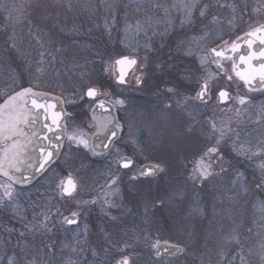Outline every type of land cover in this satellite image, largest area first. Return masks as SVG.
I'll return each instance as SVG.
<instances>
[{"label": "rangeland", "instance_id": "rangeland-1", "mask_svg": "<svg viewBox=\"0 0 264 264\" xmlns=\"http://www.w3.org/2000/svg\"><path fill=\"white\" fill-rule=\"evenodd\" d=\"M55 1H60L62 4H55ZM129 1L133 3L134 1H141L142 7L140 8L144 9L137 12L136 8L138 6L134 5V10L132 12H124L123 26L126 22L135 25L137 20L144 21L151 15L153 20L160 19L162 21L160 27L161 29L163 28V21L165 19L163 8L147 10L148 4H146L144 0ZM177 1L179 2L180 0ZM220 1L226 2L227 0ZM32 2L35 4L33 9L28 7ZM106 2L108 4L113 3L111 0H106ZM245 2L247 6L246 10L248 9V11L243 13V15L241 9L235 10V12H224L221 16H218L211 11V7H209L208 15L205 18H200L198 12H193L195 22H198L199 19V26H203V29L199 32L198 30H189L195 28L193 26L195 23L191 26L185 25L181 28L179 22L183 18V12L173 7V4L177 3L171 2V0H153V3H160L167 7L170 12L169 18L172 20L177 16L178 22L174 23L172 20L174 23L173 29L169 31L164 40L166 47L157 54L150 55V59L169 58L171 55L172 58L186 59L187 61L149 60V67L143 69L145 73V83L140 88H137L134 80L131 85L124 89L123 96L127 98L128 104L126 106L127 113L125 111L122 112L125 120L127 119L128 113L137 116V118L140 116L144 117V121L140 124L139 128L133 129V135L139 137L141 142L146 145L148 149L147 157L149 159H152L153 162L161 160L166 162L168 166L167 175H162L152 181L141 180L130 182L129 176L120 171L121 181L119 183V191L121 195L117 202H122L123 206L121 208H111L108 210L111 215L119 217L118 221L113 222L101 211V206L105 198L115 199L107 196V173H103L94 168L89 169L87 165L86 168L84 166L86 162L80 161L83 156L80 157L77 155L80 152L75 150L74 145L70 149L67 141L60 158L56 160L49 170L40 178L41 183H45L46 187L51 190L50 185L54 184L58 176L63 177L71 171L80 181V188L76 200L96 199L97 203L81 207L78 225H61L58 222L60 218L57 216L58 221H56L58 223L53 227L52 231L48 233V236L41 239L40 243L39 241H33L28 238L29 234L25 237L16 236L17 239L15 240L13 238L10 239L7 232L6 235L0 233V264H7L8 258L13 256L17 260H22L25 255L28 259L34 258L37 264H57V262H59V264H66L69 258L79 260L81 264H83L86 259L88 264H92L93 257L89 250L94 247L99 250L101 245L106 244L104 240L105 232L110 233L112 240L117 244L127 242L132 245L128 251L135 253L137 264L151 263L152 257L149 253L153 251L150 245L156 240L160 241L161 239L187 244V250L183 258L181 257L182 255L171 258L165 256L163 258V264H168L169 260H171V264H182L185 259H187L186 261L189 260L191 264H202V262H205V264H230V262L231 264H239L237 252L240 251V248L235 241H231L230 239L233 229H236V234L243 244V252L245 255L249 248L255 250L258 247L259 243L264 240V227L261 226L264 224V202L259 198V195L254 202L249 205L248 201L247 205H243L239 200L247 195H244L246 190L252 191L247 186L248 180L245 183L243 179H246V174L249 172H256L257 176H259L258 166L261 160L259 158L249 160L241 157L243 161L242 167L239 166L237 169L234 167L236 170H232L231 167H229L231 162L230 152L234 156H237L232 147L236 137L229 133L220 144L225 171L217 175L212 183L207 186L208 192L204 197L206 203L200 199L203 198L202 196L199 197L201 192H198V189L194 188L192 183L187 181V175L192 169L194 162L206 148L215 144V138L210 137L208 134L211 121H215L218 126L221 123L225 125L230 124L233 130L239 134V130L242 131L244 133V136H242L244 139L241 136L239 137L242 143L249 139V132L247 130L249 128V122L259 119V110L264 106V91L250 92L243 87V82L236 78L235 73L231 71L232 61L229 60L223 63L225 68L235 79V83L231 84L229 90L233 92L234 97L237 95L247 96V105H240L237 100H232L227 104H220L216 101L215 94H213L212 99L207 105L198 101H190L187 111L192 113L196 122L195 133L190 138L176 136L170 125L166 132L163 131L161 126H153L151 128L145 126L149 119L157 121L160 109L163 108L164 103L168 101V95L165 93L167 87H173L179 83L181 85L179 89L181 93L194 96L197 88L196 78L203 74L200 69L198 55L196 54L200 52L201 47L205 49L210 48L221 43L222 40H228L230 44L233 39L250 30L251 26L264 22V0H245ZM0 3L14 4L17 8L21 9L23 13L22 23L24 24L22 27V23H18L20 24V28L18 26L13 27L12 32L9 34V36L15 35L19 51L13 49L9 52L10 55H5V51L7 50L4 51L0 49V82L4 83V81H8L7 83H10L4 86V88L0 84V96L3 97L0 102L10 93L25 86H32L36 89H44L55 93L60 92L57 93L60 95L61 92H63L66 98L71 95L73 89H77V95H79L93 82H99L105 85L114 83L111 77V69L108 73L103 71L100 57H103L104 61L111 62L122 54L131 53V49L125 48L121 43V40L124 38L123 28L117 27L113 29L111 38L108 42L112 46V40L114 41V46L111 48V51L106 52L102 48V52L96 49L95 53L93 49L86 52L87 48L92 47L88 41L82 42L79 40L81 46L74 44L73 34L75 31H77V34H81L80 32H86L87 28L89 29L91 26H98L101 23L104 25V19L106 17L111 19V14L110 16L108 15L109 11L101 6L102 0H99V2H93V0H86L84 2H80V0H0ZM43 3L45 5L47 4L45 9L43 8ZM96 3L100 6L98 10ZM37 4L41 5V7L36 10ZM69 5H71V7H69ZM88 8H91L95 13L100 12V14L98 13L96 15L92 11L93 17H95L93 19L96 20L97 16H100L99 21H101V23L96 20L98 22L97 24L85 27L83 29L84 31H78L79 27L86 24V15L90 13V9ZM84 9H87V12H84ZM213 15L219 18V22L216 24L210 23ZM233 16H235V22L230 26L227 22L229 19H232ZM2 21H4V26L11 24L6 21L3 16H0V22ZM29 21H31L32 29L36 31V36L41 37L45 42L53 40L49 30H51V32L60 33L58 36L55 35L53 40L55 47H63L65 49L62 54H57L56 67L59 70V75L49 70L43 76H40L37 81L36 76L38 74L35 73V67L36 61L39 59L38 52L40 51V46L38 43H29L30 40L24 39L25 36L30 35ZM222 21H224L225 24L222 23ZM205 26H207V31L210 34L205 40H200L199 38L205 33ZM183 30H185V32ZM149 34L151 33L149 32ZM137 39L139 40V50L142 56L146 37L141 33ZM180 41L185 42V47L188 43L192 44V48L194 49L193 55H185L182 49L177 48V44ZM153 42L158 46L160 42L159 37L153 38ZM7 45L8 43L6 41H0V47H6ZM82 51L84 53H81ZM61 55L65 58L63 64L60 63ZM29 61L32 62L31 65H29ZM154 62H163L166 65L171 64L172 68L163 72L154 70ZM73 63L79 64L81 67L73 70L71 67ZM188 70L193 72V78L182 80V74L186 73ZM207 70L212 73L218 72L211 64L207 65ZM81 73H84L83 77ZM37 83H39V87H35ZM218 83L222 87H227L231 82L219 80ZM53 90H57V92ZM154 90L155 92H153ZM111 91L117 92L118 90L113 88ZM213 92L215 93V89H213ZM260 93H263V95L259 96L258 94ZM252 95L258 96L253 100L250 99ZM253 102L255 103L254 109L250 108V105L254 104ZM68 107H71L73 111L80 115V123L75 124L72 121L69 132L73 128H79L87 133L86 128H88V134L90 136L93 128L90 126L91 123L89 122L87 114L90 108L89 102L87 100L79 101L77 104H68ZM237 109L240 113L239 117H237ZM83 112L87 115L84 116ZM185 118L187 119V116H185ZM86 122L88 123L87 125L85 124ZM260 126L261 125H258V127ZM160 135L164 136L162 143L159 140ZM260 135L261 134L256 137L258 138ZM154 136L157 138L153 139ZM123 138L124 142L130 144V135L128 131ZM257 138L252 137L250 139L255 142ZM226 140H228L227 146H225ZM132 152L134 156L140 157V154L134 146L132 147ZM108 160L111 161L112 156H110ZM102 163L104 167L106 162ZM109 163H106L108 167ZM246 163L248 167L244 166ZM214 166L219 173L220 169L216 162H214ZM112 170L116 171L114 164L112 165ZM230 172H232V174L229 177L227 174ZM238 174H241L239 178ZM225 175L228 176V179L224 177ZM220 179L221 181H219ZM179 183H182L181 186ZM6 184H11L12 188L20 193L17 197V202L23 214L30 213L29 209L28 211L26 210L27 208L32 209L34 206L37 208L38 202L29 206L31 199L29 196L32 194L33 190L17 187L15 184L0 177V185ZM177 187L184 191L186 194L185 198H188L184 199V202H187L186 208L183 209L182 204L179 205L182 210L179 215L173 211L170 213L169 209L161 210L152 208V201L156 197L171 195ZM0 192H2V189H0ZM54 196L55 193L52 190L49 191L47 202L43 205L41 203V207L51 208L53 213L59 209L60 213L63 215H68L72 211L77 210L78 206L76 200H60L59 197L49 200V197ZM190 196H192L191 199ZM207 196L209 199H207ZM229 197H234L235 200L229 199ZM194 202H198L200 207L204 210L203 216L195 213L189 215L194 206ZM175 205L174 202L173 208H175ZM237 206L241 209L238 210L236 208ZM41 207L39 208L40 210ZM145 207L149 209L148 212H145ZM6 209L9 210L7 212L8 214L12 212L10 208ZM152 214L153 219H151V227L153 224V228H151L147 222V217L152 216ZM167 218H169V221ZM25 220L22 221L17 217V223L19 222V226L21 225L22 228L24 227ZM196 220L198 221V230H196L198 231L197 236L200 238H196L195 235V238L190 241L188 232H196L194 230L196 229ZM10 222V219L0 218V226L4 225L6 231L14 228ZM85 225L87 226V233L84 231ZM249 228L252 229L251 232H249ZM20 231L22 230L18 229V232ZM77 232H79V236H76ZM56 235L61 236V242L55 243L57 239H54V241L52 240ZM145 236L148 237L147 240L144 239ZM136 237H139V239ZM25 238L28 239L24 241ZM77 240H79V244H77ZM49 242L55 244V251L52 253L44 247V243ZM74 247L77 248L78 251L79 248L82 247L84 250L83 253H73L72 248ZM21 249H24V252H22ZM221 253H224L223 257L220 255ZM146 254L150 255L149 261ZM101 255H103V253H101ZM116 255H118V253L116 249L113 248L106 259L111 260L112 257ZM248 259H251L254 264H257V257L252 256L248 257ZM156 264H160V262L156 261Z\"/></svg>", "mask_w": 264, "mask_h": 264}, {"label": "snow or ice", "instance_id": "snow-or-ice-1", "mask_svg": "<svg viewBox=\"0 0 264 264\" xmlns=\"http://www.w3.org/2000/svg\"><path fill=\"white\" fill-rule=\"evenodd\" d=\"M199 0H187L183 2L181 0L178 4H173L174 8L183 12V18L180 20V26L183 28L185 25L191 26L195 23L193 17V11L197 10L200 18H205L208 15L209 5L204 4L202 7L197 8ZM102 7L108 10L111 14V19H104V30L106 34L111 38L112 31L116 27V6L114 4H108L106 0H102ZM218 6H225L219 5ZM28 7H32L31 4ZM37 8L41 5L37 4ZM71 7V5H69ZM227 7L232 8L235 12V7L233 5H227ZM246 5L242 10V15L246 10ZM163 8L165 19L163 21V28L161 29L160 25L162 21L160 19L153 20V17L149 15L144 21L137 20L135 25L130 23H125L123 28L124 38L121 40V43L125 48L131 49V53L127 55H120L119 58L114 59V61L108 62L104 61L103 57H100L102 61V68L105 73H108L111 69V77L114 83L103 84L99 82H93L89 84L83 92L77 95L78 90L73 89L71 95L61 99L56 97L57 101L60 104H77L79 101L87 100L90 105V110L92 112V120L95 121L94 124H91V127L96 128V132L89 136L88 133L79 128H73L70 132L67 125V118L70 116V113H67L61 108L60 111L53 112L51 115V125L44 123L43 127L47 129L48 132H53L52 125H55L60 129L58 134H55V142L52 141V138L47 135H42L41 139L49 141L50 147L41 145L38 149L33 150V158L36 160L35 163L28 164V168H35L36 173H43L51 167L52 164L56 162L59 158L60 150L63 147L62 137L66 136V139L69 143V148L74 145L76 149H84L87 152H90L93 156L96 155H112V160L109 163V169L107 172V182L106 187L108 189L107 196L113 197L115 199L105 198L103 205L101 206V211L105 213L108 218L116 222L119 220V217L113 216L109 213L111 208H121L122 202H117L120 198L119 183L121 181V172L120 170H126L125 175L129 176L130 182H136L141 180H155L157 177L162 175H167L168 166L165 161H157L150 163L144 166H137L134 156H129L121 152L120 148L116 146V140L119 138L120 133L123 132L125 125L121 123L120 117L116 115L118 111H125L127 113V104L128 100L123 96L124 89L131 83L129 77V71L135 77V85L137 88H140L145 83V73L143 69L149 67L150 55L157 54L160 50L166 47L164 40L169 31L173 29V22L169 18L170 12L169 9L163 6L160 3H153L147 6V10ZM136 11H141V8L138 6ZM0 16H3L6 21L11 24H18L23 22V13L22 10L17 8L14 4L9 3H0ZM126 19V16H125ZM219 22V18L215 15L212 16L210 23L216 24ZM235 22V16L232 19L228 20V24L232 26ZM205 33L201 36L200 40H205L210 34L207 31V26H205ZM149 32L151 34H149ZM143 33L146 37L145 43L143 45V55L140 54V44L137 37ZM258 33H264V22L257 23L251 26V30L246 33L248 37H256ZM29 34L32 33L31 21H29ZM131 36V38H130ZM159 37V45L157 46L153 42V38ZM36 42L40 46V51L38 52L39 59L36 61L35 73L37 81L40 76H43L49 70L55 72L59 75V70L56 67L57 63V54H62L65 49L63 47H55L54 41L49 40L45 42L41 37L36 36ZM260 44L264 45V35L258 37ZM9 45L12 49L19 51L16 44L15 35H11L8 38ZM228 41H221V44H218L216 47L211 48H200V52L196 53L199 58L200 69L203 74L196 78V91L194 96L185 95L180 92L181 85L178 83L176 86L167 87L165 93L168 95V101L164 103L163 108L160 109V113L157 121H152L149 119L145 126H161L163 131H167L168 126L170 125L172 130L175 132V135L178 137L190 138L194 135L196 130V122L192 113L187 111L190 101H200L202 104L207 105L210 101L213 94L217 97L218 103H226L229 100H237L240 105H247L248 97L244 95H237L233 97L230 94L229 89L231 84L235 83V79L232 74L225 68L222 60H232L231 56L225 55V49L228 47ZM253 44L252 40H248V47L251 48ZM239 46L233 42L231 45V51L235 52ZM178 49H182L185 55H193L194 49L192 44L188 43L185 47V42L180 41L177 44ZM171 51V50H170ZM203 53V54H201ZM64 57L61 55L60 63H64ZM171 55L169 60H171ZM258 60V65L253 66L251 61ZM239 61L242 64H248V71H238L237 64L233 60L231 64V71L235 73V77L243 82V87L248 89L250 92L255 91H264V48H259L257 51L250 52L247 55H240ZM29 61V65H31ZM208 64H215L219 69L217 73H212L207 70ZM72 69L75 70L80 68L81 65L73 63L71 65ZM172 68L171 64H165L163 62H154V70L158 71H167ZM136 71H140V75H135ZM84 73H81L83 77ZM193 78V72L188 70L186 73L182 74V80H188ZM219 80H226L231 82L227 87H222L219 85ZM39 87V83L35 85ZM239 87V85H238ZM117 89V92L111 91V89ZM215 89V93L213 92ZM49 93L34 91L33 87L21 88L20 91L15 92L14 95H10L8 100L5 101V104H8L12 101L21 100V103L16 110L15 117L13 118L16 123H25L35 125L40 121L42 113L40 110H43V119L47 121L49 119L48 113L50 109L56 107L55 104H43L38 103L35 97H46ZM25 97H31V107L28 106V100L24 99ZM3 106H0L2 108ZM97 109H101L104 112L108 113L103 119H97L96 112ZM35 110V111H33ZM237 117H239V110H236ZM259 119L256 121L257 124L262 125L260 128L261 135L253 142L251 139H248L246 142L242 143L240 141V134L233 130L230 124L225 125L221 123L219 126L215 121H211L209 124V136L215 138V144L207 147L206 150L199 156V158L194 162L192 169L188 172L187 181L191 182L194 188L204 189L216 178L217 175L225 171L223 163V155L220 151L221 141L225 139L226 136L231 133L232 136H235L236 139L233 142V150L237 156L243 157L245 159L259 158L261 163L259 164V176L256 182V187L258 189H264V106L259 110ZM187 116V119L185 118ZM144 121V117L127 114V119L125 123L128 126V132L130 135V143L134 146L138 153L143 154L146 145L141 142L139 137L133 135V129L139 128L140 124ZM2 131V128H0ZM32 135L35 136L36 132L33 131ZM10 138V137H9ZM157 137H153L156 139ZM159 140L162 143L164 136L160 135ZM16 142H13V148H15ZM99 150V151H98ZM39 153L37 157L36 153ZM20 153L18 151L14 152L11 157H6L8 167L14 169L15 172H20L21 176L15 179V183H30L32 176L24 174L22 169L17 166L14 161H18ZM216 162L219 166L220 172L216 171L214 166ZM115 165L116 171L112 170V165ZM5 161L0 159V173L4 176H7L11 181L13 177L9 174L8 171L4 170ZM238 174V178H239ZM51 190L55 193L54 197H49V200L59 197L60 200H76L78 191L80 188V181L69 171L65 176L57 178L54 184L50 185ZM0 207L10 208L13 214L20 218V220H25V215L21 212L20 206L17 202V197L20 193L16 192L12 188L11 184L0 185ZM185 192L177 187L171 195L158 196L152 201V208L154 209H169L173 212L180 211L179 205L183 203L185 199ZM229 199L235 200L234 197H229ZM175 202L176 207L173 208V203ZM77 210L72 211L69 215H63L60 213L59 209L55 213L52 212L51 208L41 207L40 211L33 212L32 219L24 224V228L27 231H20L19 236L25 237L28 233H41L46 234L52 231L53 227L57 223L55 217H59V223L61 225H78L79 217L81 214V207L94 205L97 203L96 199L92 200H76ZM40 207V206H37ZM148 208L145 207V212H148ZM26 211V210H25ZM193 213L200 216L204 215V210L200 207L198 202H194L189 215ZM51 225V226H50ZM264 227V224L261 225ZM13 231L10 229L9 232ZM87 233V226L85 225L84 229ZM103 231V230H102ZM252 229L249 228V232ZM76 236H79V232L76 233ZM189 240L195 238V232H188ZM75 238V237H74ZM139 239V237H136ZM145 240L148 239L147 236L144 237ZM231 241H235L237 246L240 248V251L237 252L239 258V264H254L251 259L248 257L255 256L257 257V264H264V240H262L258 247L254 250L249 248L247 254L243 252V244L241 243L238 235L236 234V229H233L232 235L230 237ZM104 240L106 244L101 245L99 250L97 248H91L89 251L93 257L92 264H137V257L135 253L129 252L128 249L132 247L127 242L123 244H117L111 238V234L105 232ZM86 242V241H85ZM77 240V244H79ZM44 247L49 250L50 253L55 251L54 243H44ZM154 258L163 264V258L165 256L178 257L185 254L187 250V244L181 243H170L165 241L163 244L159 240H156L150 245ZM115 248L118 255L113 256L111 260L106 259L111 250ZM24 252V249H21ZM83 248H72L73 253H83ZM103 253V255H101ZM222 257L224 253L220 254ZM7 264H37L36 260L28 259L27 256L22 260H17L15 257H9ZM59 264V262H57ZM66 264H81L79 260H74L69 258L66 261ZM83 264H88L87 260ZM168 264H171V260L168 261ZM205 264V262H202ZM231 264V262H230Z\"/></svg>", "mask_w": 264, "mask_h": 264}, {"label": "trees", "instance_id": "trees-1", "mask_svg": "<svg viewBox=\"0 0 264 264\" xmlns=\"http://www.w3.org/2000/svg\"><path fill=\"white\" fill-rule=\"evenodd\" d=\"M84 1H86V0H80V2H84ZM97 1L99 2V0H93V2H97ZM111 1L113 2L112 4H114L116 6V27L117 28H124V26L122 25V22L124 20V17H123V13L124 12H132L134 10V8H133L134 5L139 6V7H142L141 6V4H142L141 1H136V2L134 1V3L132 1H129V0H111ZM172 1L174 3H177V4L181 2V0L179 2L177 0H171V2ZM144 2L146 4H148V6L150 4H153V0H144ZM183 2H187V0H183ZM218 3H219V5H225V6H223V7L218 6ZM245 3H246L245 0H227L226 2H221L220 0H199V3L197 5V8L202 7L203 4H208L211 7V11H213L214 14H216L218 16H221L224 12L233 11L232 8L227 7V5H233L235 7V10H241V9L243 10L244 9V6L243 5H245ZM31 4L34 5V6L30 7L31 9H33L35 7V4L33 2ZM55 4H60L61 5L62 2L55 1ZM46 5L44 4V6H43L44 9H45V6ZM88 9H90V13L88 15H86L87 16L86 24L84 26L79 27L78 28V31H84L83 29L85 27L91 26L92 24H97L98 22L101 23V21H99L100 20V16H97V18H96V20L98 21L97 22L95 19H93V18H95V17H93V13H92L93 10H91V8H88ZM98 9H100L99 4H97V10ZM141 9L143 10L144 8H141ZM36 10H37V7H36ZM247 11H248V9L245 10L244 13L247 12ZM84 12H87V9L86 10L84 9ZM193 12L194 13H197L198 11L197 10H194ZM98 13L100 14V12H96L95 14L97 15ZM108 15L110 16V12H109ZM109 20H110V18H109ZM172 20L174 21V23L175 22H178L177 16H175V18H173ZM26 21H27V19H26ZM222 23L225 24L224 21H222ZM199 25H200V22H199V19H198V22L196 21L195 24L193 25L195 28L194 29H189V30H193V31L198 30L199 32H201V30L203 29V26H199ZM15 26H18L20 28V24H17V25L16 24H9L8 26H4V21L0 22V41L1 42L6 41L8 43V45L6 47L5 46L0 47V49H2L4 51L7 50V51H5L6 52L5 55H10L9 52L11 50H13L10 47V45H9L8 38H9L10 32H12V29ZM21 26L23 27L24 24L22 23ZM183 31L185 32V30H183ZM32 33H33V35H32L33 37L31 35H29L31 38L29 36H25L24 39L25 40H30L29 43H32V42L37 43L36 42V38H35L36 37V31H35V29H32ZM49 33L53 37V40H54V36L55 35L58 36V34H60L58 32L57 33L54 32V31L51 32V30H49ZM80 33L81 34H77V31L74 32V34H73L74 35L73 36L74 44L75 45H80L79 44V40L82 41V42L83 41H88L89 44L92 45V47L87 48L86 52H89L91 49H93V52L95 53V49L98 50V51H100L102 48L107 52V51H111V48L114 46V41L113 40H112V44H113L112 46H111V44L108 43L110 38L106 34L102 23L99 24L98 26H91L89 29L87 28L86 32H84V33L80 32ZM34 38H35V40H34ZM219 41H221V40H219ZM115 42H116V40H115ZM120 45H121V43H120ZM34 51H35V48H34ZM101 52H102V50H101ZM81 53H84V52L82 51ZM7 82L8 81H6V82L4 81V83L3 82H0V84L4 88V86H7L8 84H10V83H7ZM224 87H226V86H224ZM53 91H56L57 92V90H53ZM153 92H155V90ZM57 93H60V92H57ZM61 95L64 96V93L61 92ZM258 95L259 96L260 95H263V93H260ZM258 95H252L250 97V99L255 100L256 99V96H258ZM2 98L3 97L0 96V100ZM254 106H255V103L254 104H251L250 105V108H253L254 109ZM258 125L259 124H257L256 121H253L252 120V121L249 122V128L248 129L246 128L248 130V132H249V134H248L249 135V139L252 138V137L257 138L256 136H258L259 134H261L260 128L262 127V125L260 127H258ZM239 132H240V136L241 137L244 136V133L242 131L239 130ZM242 138L244 139V137H242ZM227 143H228V140H226L225 146H227ZM227 150L230 151L229 149H227ZM230 160H231V162H230L229 167H231L232 170L235 171L237 169V167H239V166L242 167V162L243 161H242L241 157L234 156L230 152ZM244 166H247L248 167V164L246 163V165H244ZM234 167L236 169H234ZM231 174H232V172L228 173L227 175L230 177ZM227 175H225L224 177L228 179V176ZM246 176H247L246 179H243V181L246 183L247 180H248L247 186L252 191H250V190L247 191L246 190V192L244 193V195L245 194H247V195L244 196V197H242L239 200L240 203H242L243 205H247V201H248V205H249L252 202H254V200L258 197V195H259V198H261L263 200V202H264V189H258L255 186L256 185V182H257V179L256 178H258L257 173L256 172H249V173L246 174ZM219 181H221V179ZM226 183H227V181H226ZM181 184L182 183H179L180 186H181ZM187 185H189V184H187ZM23 189H31V190H33L32 194L29 196V197H31L29 206H32L35 202H38V206H40V207L44 203L47 202L48 192L51 191L49 188L46 187V184L45 183H41V179H39L38 181H36L33 185H31L29 187H26V188H23ZM198 192H201L199 194V197L200 196L203 197V198H200V199H202L203 202L206 203L205 202L206 200L204 199V197L207 195L206 193L208 192L207 187L204 188V189H198ZM191 198H192V196H190V199ZM185 199H188V198H185ZM207 199H209L208 196H207ZM41 203H42V205H41ZM184 204H186V205H184ZM40 207H37L36 208L34 206L32 209H30V208H27L26 209L27 211L29 209L30 210V213L29 214H24L25 217H26L25 223H27L26 221H28V220L30 221L32 219L34 210L35 211H40V209H39ZM175 207H176V205H175ZM182 207H183V209L187 207V202L186 201L185 202L183 201ZM236 208L238 210L241 209L239 206H237ZM179 209H180V207H179ZM8 211L9 210H7L6 208L4 209V207H0V218H3V219L5 218L7 220L10 219V221H11L10 224L14 226L13 231L9 232L10 229H8V231H6V229L4 228V225H2V226H0V233L6 235V232H7V234L9 235V238L10 239L13 238V239L16 240L17 239L16 236H19L18 229L19 230H22V231H27V230L24 227L22 228L21 225L19 226V222L17 223V216L14 217L15 215H12L13 214L12 212H9V214H8L7 213ZM171 211L172 210H170V213H171ZM181 211L182 210L180 209V211H178V213L176 212V214L179 215L181 213ZM171 217H172V214H171ZM57 218L58 217H55V219L58 221ZM151 219H153V214H152V216L147 217V222L149 223V226L150 227H151ZM167 220L169 221V218H167ZM195 222H196V229H194V230L196 231V230H198V228H197L198 221L196 220ZM56 224H55V226H56ZM153 226L154 225L152 224V227L151 228H153ZM207 226H208V224H207ZM199 228H200V226H199ZM140 229H142V228H140ZM147 229H148V227H147ZM28 234H29L28 235V238H30L33 241H37V242L39 241V243L41 242V239L42 238H45L46 236H48V233H46L45 235L44 234H41V233H35V234L34 233H28ZM197 234H198V231L195 232L196 238H200V237L197 236ZM28 238H25L24 241H26V239H28ZM54 239H57L55 243L62 241L61 236H58V235H56L55 238H53L52 240L54 241ZM149 254L151 255L152 258H151V263L148 262L147 264H156V261L157 260L154 258L153 252L152 253L150 252ZM149 254H146L147 257H148V261H149V256H150ZM183 256H185V255L183 254L181 257L183 258ZM181 257H179V258H181ZM186 260L187 259H185L183 261L184 263H182V264H191L189 260L188 261H186Z\"/></svg>", "mask_w": 264, "mask_h": 264}, {"label": "water", "instance_id": "water-1", "mask_svg": "<svg viewBox=\"0 0 264 264\" xmlns=\"http://www.w3.org/2000/svg\"><path fill=\"white\" fill-rule=\"evenodd\" d=\"M247 32L239 35L233 41L239 46L235 52L231 51V45L233 42L230 44L229 47H227L225 49V55L231 56L233 58L232 61L234 60L236 62L237 66H238L237 67L238 71H248L249 70L248 64L240 63V61H239L240 55H247L250 52L257 51L259 48H264V45H261L260 41L258 39V37L264 35V33H258L256 37H248V36H246ZM248 40L253 41L251 48L248 47ZM225 41H227V40H225ZM219 44H221V43H219ZM217 45H215L213 47H216ZM117 58H119V57H117ZM224 61H226V60H222V62H224ZM258 63H259L258 60L251 61V64L253 66L258 65ZM213 65L216 67L215 64H213ZM216 69L219 71V69L217 67H216ZM131 76H132V73H131V71H129V77L128 78L130 80H131ZM25 87H30V86H25ZM25 87H21V88H25ZM21 88L12 92L3 101L0 102V106H3L2 108H0V128H2V131H0V159L5 161L4 170L9 172V174L13 177V180L10 181L8 179V177L4 176L2 173H0V176L4 179L8 180L9 182L19 186V187H26V186L33 184L44 173V172L43 173H36L35 175H33V173H35V168H28V164L36 162V160L33 158V155H32L34 149H38V147L41 145L50 147L49 141L41 139L42 135H47L48 137L52 138L53 142H55V134H58L60 132V129L57 128L55 125H52L53 132H48L47 129H45L43 127V124L48 123L49 125H51V119L50 118H51V115L53 112L60 111L61 108H63V110L67 113H69V111L66 109L65 104H60L56 99V97H60L61 99H64L62 96L55 94L53 92H50V91L36 89L33 87L34 91L49 93V95L46 97H35V99L37 100L38 103L55 104L56 107L54 109L49 110V113H48L49 119L47 121H45L43 119V110L41 109L40 112L42 113V115H41L40 121L38 123H36L35 125L25 124V123H16L13 118L15 117L16 110L18 109L19 105L21 103H23V101L17 100V101L9 102L8 104H5V101L8 100V97L10 95H14L15 92L20 91ZM230 94L233 96L231 91H230ZM24 99L28 100V106L31 107V97H25ZM216 99H217V97H216ZM229 101H227V102H229ZM33 111H35V110H33ZM90 113L92 116L91 111H90ZM107 115H108V113L104 112L101 109H97L96 116H97L98 120L103 119ZM116 115H117V113H116ZM33 131L36 132L35 136L32 135ZM120 135H121V133H120ZM65 138H66V136L62 137V143L64 142ZM14 141L16 142L15 148H13V142ZM16 151H18L20 153V155L18 157V161H14V163H16L17 166L22 169L24 174L32 176L30 183H15L14 182L17 177L21 176V173L15 172L14 169L8 167L6 157H11L13 155V153ZM36 155H37V157L39 156L38 151H37ZM150 163H145L142 166L148 165ZM165 241H168L170 243H176V242L166 240V239L161 240L160 242H161V244H163Z\"/></svg>", "mask_w": 264, "mask_h": 264}, {"label": "flooded vegetation", "instance_id": "flooded-vegetation-1", "mask_svg": "<svg viewBox=\"0 0 264 264\" xmlns=\"http://www.w3.org/2000/svg\"><path fill=\"white\" fill-rule=\"evenodd\" d=\"M187 61L186 59H176V58H172L171 60H169V58H157V59H150V61ZM135 75H140V71H136L135 72ZM135 80V77L132 75L131 76V83L133 82ZM131 83L129 84V85H131ZM128 85V86H129ZM127 86V87H128ZM199 102V101H198ZM90 108H89V110H88V119H89V122L91 123V124H94L95 123V121H93L92 120V116H91V113H90ZM69 113H70V116L68 117V121H67V125H68V129L70 130V128H71V126H72V121L75 123V124H78V123H80V115L79 114H77L75 111H73L72 110V108L71 107H69ZM83 114H84V116L85 115H87L86 113H84L83 112ZM117 115H118V117H120V120H121V123H123L124 125H125V127H124V130H123V132H122V134L119 136V138L116 140V146L118 147V148H120V150H121V152H123V153H125V154H127V155H129V156H134L133 155V152H132V147H133V145L130 143H128V142H124V135L127 133V131H128V126H127V124L125 123V119H124V115H123V112L122 111H118L117 112ZM86 125L88 124L87 122L85 123ZM84 125V124H83ZM93 128V131H92V133H91V135L93 134V133H95V131H96V128L95 127H92ZM87 129V133H88V131H89V129L88 128H86ZM91 135H90V137H91ZM67 144V139H65V141H64V143H63V147H62V149H61V153H60V156H61V154H62V151H63V149H64V147H65V145ZM144 144V143H143ZM75 150H77L78 152H80L79 154H77V155H79L80 157L81 156H83V158H81V162H86V164L84 165L86 168H87V166L89 167V169L90 168H94V169H96V170H100L101 172H103V173H107L108 172V169H109V167H108V164H106L107 162L109 163L110 162V160H108V158L110 157V156H112V155H96V156H93L90 152H87L86 150H84V149H76L75 148ZM83 151H84V153H83ZM147 151H148V149H147V147L145 148V150H144V152H143V154H140V157H136V156H134V159H135V161H136V165L137 166H142L143 164H145V163H149V162H153L152 161V159H149L148 157H147ZM60 158V157H59ZM102 162H106L105 163V165H104V167H103V163ZM87 165V166H86ZM121 172H125L126 170H120ZM105 177V176H104ZM100 180V179H99Z\"/></svg>", "mask_w": 264, "mask_h": 264}]
</instances>
